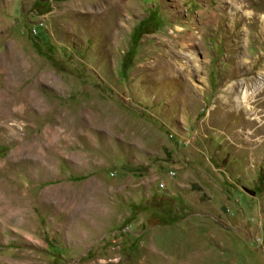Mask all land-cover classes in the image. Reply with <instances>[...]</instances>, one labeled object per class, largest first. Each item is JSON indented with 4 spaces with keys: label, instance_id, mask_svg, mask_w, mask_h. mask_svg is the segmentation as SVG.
<instances>
[{
    "label": "rangeland",
    "instance_id": "1",
    "mask_svg": "<svg viewBox=\"0 0 264 264\" xmlns=\"http://www.w3.org/2000/svg\"><path fill=\"white\" fill-rule=\"evenodd\" d=\"M0 264H264V0H0Z\"/></svg>",
    "mask_w": 264,
    "mask_h": 264
},
{
    "label": "bare ground",
    "instance_id": "2",
    "mask_svg": "<svg viewBox=\"0 0 264 264\" xmlns=\"http://www.w3.org/2000/svg\"><path fill=\"white\" fill-rule=\"evenodd\" d=\"M115 3V2H114ZM113 7H116V5L115 6H113ZM118 7H120V6H118ZM122 8V7H121ZM125 8V7H124ZM123 9V8H122ZM121 10V9H120ZM11 104H12V101L10 100L9 102H8V104L6 105V113H7V111H9V112H11L10 111V109H11ZM5 114V113H4Z\"/></svg>",
    "mask_w": 264,
    "mask_h": 264
}]
</instances>
